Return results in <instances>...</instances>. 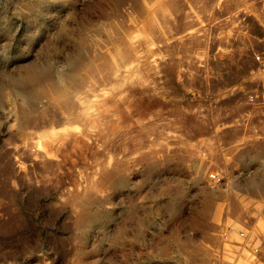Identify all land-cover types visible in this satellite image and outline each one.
Wrapping results in <instances>:
<instances>
[{
    "label": "rangeland",
    "instance_id": "374dc122",
    "mask_svg": "<svg viewBox=\"0 0 264 264\" xmlns=\"http://www.w3.org/2000/svg\"><path fill=\"white\" fill-rule=\"evenodd\" d=\"M261 94L264 0H0V264L264 251Z\"/></svg>",
    "mask_w": 264,
    "mask_h": 264
},
{
    "label": "built area",
    "instance_id": "2783aa9c",
    "mask_svg": "<svg viewBox=\"0 0 264 264\" xmlns=\"http://www.w3.org/2000/svg\"><path fill=\"white\" fill-rule=\"evenodd\" d=\"M264 103V94L256 95ZM254 97L251 96V99ZM216 178V173L210 174ZM235 233L239 240L231 237ZM221 243L209 249V258L206 264H255L264 259L260 237L249 234L246 230L235 229L234 226L224 225L218 230Z\"/></svg>",
    "mask_w": 264,
    "mask_h": 264
},
{
    "label": "bare ground",
    "instance_id": "6f19581e",
    "mask_svg": "<svg viewBox=\"0 0 264 264\" xmlns=\"http://www.w3.org/2000/svg\"><path fill=\"white\" fill-rule=\"evenodd\" d=\"M45 73V68H29L26 73L22 77H15V78H9L7 79V87H10V89H13L14 93H18L21 88L26 87L27 85L31 84L32 82L37 81L40 76H42ZM8 91V90H7ZM9 93V92H8ZM23 96V95H22ZM20 97V96H19ZM21 98V97H20ZM17 99V98H16ZM19 100V99H18ZM21 100V99H20ZM23 101V98H22ZM21 102V101H20ZM19 102V103H20ZM14 103V102H13ZM12 103V104H13ZM23 105V104H22ZM20 109V108H19ZM82 110V109H81ZM86 110V108H85ZM18 111V110H17ZM21 112H24V109H21ZM77 112V111H76ZM80 112V111H79ZM84 112H88L87 110ZM19 113V112H18ZM21 113V114H22ZM89 114V113H88ZM70 114L67 116L69 117ZM77 115V114H76ZM72 116V115H71ZM79 117V116H77ZM76 118V117H75ZM68 119V118H67Z\"/></svg>",
    "mask_w": 264,
    "mask_h": 264
},
{
    "label": "crops",
    "instance_id": "0c3cea01",
    "mask_svg": "<svg viewBox=\"0 0 264 264\" xmlns=\"http://www.w3.org/2000/svg\"><path fill=\"white\" fill-rule=\"evenodd\" d=\"M216 233V232H215ZM217 234V233H216ZM206 251H208L207 249H206ZM206 254V253H205ZM208 254H209V252H208ZM207 256V255H206Z\"/></svg>",
    "mask_w": 264,
    "mask_h": 264
}]
</instances>
